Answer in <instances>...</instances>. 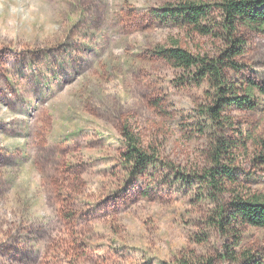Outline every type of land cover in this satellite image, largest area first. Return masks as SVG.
I'll return each mask as SVG.
<instances>
[{"label":"rangeland","instance_id":"1","mask_svg":"<svg viewBox=\"0 0 264 264\" xmlns=\"http://www.w3.org/2000/svg\"><path fill=\"white\" fill-rule=\"evenodd\" d=\"M222 1L0 0V264H264V229L229 219L264 200V28H239L227 73L256 108L218 122L209 82L157 54L231 51ZM189 2L214 6L212 35L157 17Z\"/></svg>","mask_w":264,"mask_h":264},{"label":"trees","instance_id":"2","mask_svg":"<svg viewBox=\"0 0 264 264\" xmlns=\"http://www.w3.org/2000/svg\"><path fill=\"white\" fill-rule=\"evenodd\" d=\"M214 7V6H213ZM212 6L197 3H184L177 7L169 6L161 9L157 17L162 21H172L177 24L189 25L202 35H212L213 30L204 25L214 13ZM222 21L215 27L220 29L224 39L234 45L231 51L224 52L221 57L209 58L194 56L189 51L179 47L177 42L170 48L159 49L157 54L162 59L174 64L184 71H193L200 81L209 82L214 91L215 105L210 106L206 113L214 122L221 120V113L225 108L236 107L244 110H254L256 104L253 98L239 96L234 86L229 85L228 71L236 69L234 57L240 55L236 46L240 44L238 31L242 26L264 28V0H223L215 5ZM216 35V34H215ZM127 151L126 163L134 172L145 171L152 162L151 156L141 149L139 139L129 130L124 129ZM224 150L230 151V145L225 144ZM213 179H216L212 175ZM215 181V180H214ZM231 222L241 223L254 228L264 229V200L259 196L249 198L237 196L231 204ZM227 257L240 264H251L252 256L245 254L244 259L238 260L231 250Z\"/></svg>","mask_w":264,"mask_h":264}]
</instances>
